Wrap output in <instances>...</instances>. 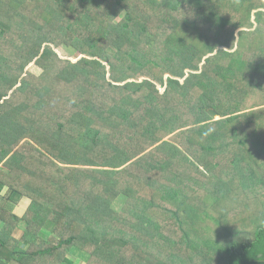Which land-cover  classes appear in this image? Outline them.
Masks as SVG:
<instances>
[{"label": "trees", "instance_id": "obj_1", "mask_svg": "<svg viewBox=\"0 0 264 264\" xmlns=\"http://www.w3.org/2000/svg\"><path fill=\"white\" fill-rule=\"evenodd\" d=\"M5 187L0 264H264V0H0Z\"/></svg>", "mask_w": 264, "mask_h": 264}, {"label": "rangeland", "instance_id": "obj_2", "mask_svg": "<svg viewBox=\"0 0 264 264\" xmlns=\"http://www.w3.org/2000/svg\"><path fill=\"white\" fill-rule=\"evenodd\" d=\"M56 51L61 58L69 59L73 62H76L80 58V55L78 52H76L73 48L67 47L65 45L59 46L58 48H56ZM28 71H30L31 73L37 76L43 73V70L35 64H31L28 67ZM216 119H219V118L216 117ZM170 138H172V136H170L168 139ZM0 195L3 197L2 200L4 202H7L9 199V195H10V189L8 187L1 189ZM9 201H8L9 206L8 205H2V206H5L7 210H9L10 212L17 214L19 217H22L26 213L31 200L29 197L25 196L19 199L18 201H15V204L14 202L13 204L10 203ZM125 201H126V197L124 195H120L114 200L113 207L119 210L124 205ZM0 204H2V202H0ZM2 225H3V221L0 220V228L2 227ZM28 227H29V224L27 220H25V218H22L18 222V225L14 231V237H16L21 243L20 248L22 250H26L28 248V244L23 239V234L25 233ZM39 236L43 237L47 243H53V244H57L59 242V239L61 238L54 231L53 227L47 226V225L43 226L41 230L39 229ZM66 257L73 264H87L89 260V255L78 251V248H73L72 251L71 250L68 251L66 253ZM14 264H17V262ZM64 264H68V263H64Z\"/></svg>", "mask_w": 264, "mask_h": 264}, {"label": "crops", "instance_id": "obj_3", "mask_svg": "<svg viewBox=\"0 0 264 264\" xmlns=\"http://www.w3.org/2000/svg\"><path fill=\"white\" fill-rule=\"evenodd\" d=\"M3 197L0 195V202H2V204L1 205H8L9 206V203H8V201L10 200V199H8V201L7 202H4L3 200ZM10 203H12L13 204V201H9ZM14 204H15V202H14ZM3 226V225H2Z\"/></svg>", "mask_w": 264, "mask_h": 264}, {"label": "water", "instance_id": "obj_4", "mask_svg": "<svg viewBox=\"0 0 264 264\" xmlns=\"http://www.w3.org/2000/svg\"><path fill=\"white\" fill-rule=\"evenodd\" d=\"M215 115V114H214Z\"/></svg>", "mask_w": 264, "mask_h": 264}]
</instances>
